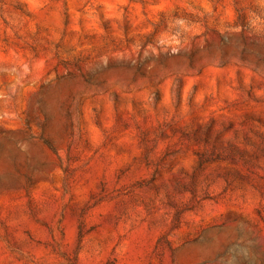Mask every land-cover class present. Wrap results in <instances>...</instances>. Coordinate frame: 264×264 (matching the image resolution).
Listing matches in <instances>:
<instances>
[{"label": "rangeland", "instance_id": "obj_1", "mask_svg": "<svg viewBox=\"0 0 264 264\" xmlns=\"http://www.w3.org/2000/svg\"><path fill=\"white\" fill-rule=\"evenodd\" d=\"M0 264H264V0H0Z\"/></svg>", "mask_w": 264, "mask_h": 264}]
</instances>
